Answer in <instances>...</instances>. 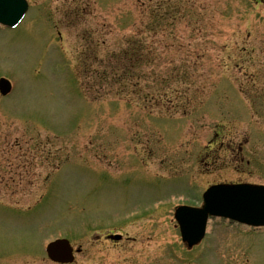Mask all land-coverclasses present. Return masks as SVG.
<instances>
[{"label":"rangeland","instance_id":"374dc122","mask_svg":"<svg viewBox=\"0 0 264 264\" xmlns=\"http://www.w3.org/2000/svg\"><path fill=\"white\" fill-rule=\"evenodd\" d=\"M28 1L0 27V264L58 239L73 264H264V232L212 220L190 250L175 220L264 186V0Z\"/></svg>","mask_w":264,"mask_h":264},{"label":"water","instance_id":"95a60500","mask_svg":"<svg viewBox=\"0 0 264 264\" xmlns=\"http://www.w3.org/2000/svg\"><path fill=\"white\" fill-rule=\"evenodd\" d=\"M257 1V0H253ZM28 11L25 0H0V24L15 28ZM11 84L0 81L3 96L11 92ZM200 209L181 207L175 218L180 226L183 243L189 249L199 245L206 236L210 218H222L254 228L264 227V187L252 185H219L211 187L203 197ZM120 241L121 236L112 237ZM50 260L56 264H73L75 250L67 240H58L48 246ZM81 250H77V254Z\"/></svg>","mask_w":264,"mask_h":264},{"label":"flooded vegetation","instance_id":"af4514ba","mask_svg":"<svg viewBox=\"0 0 264 264\" xmlns=\"http://www.w3.org/2000/svg\"><path fill=\"white\" fill-rule=\"evenodd\" d=\"M261 2L263 1V0H260ZM259 4V3H258ZM242 154V148H240V152H239V154ZM240 154V155H241ZM250 232H259V231H261V232H264V229H249V228H247Z\"/></svg>","mask_w":264,"mask_h":264}]
</instances>
